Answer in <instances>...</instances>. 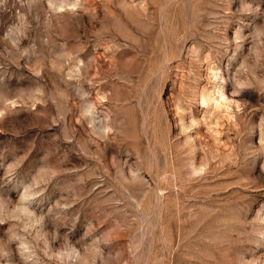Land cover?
I'll return each instance as SVG.
<instances>
[{
  "label": "rangeland",
  "instance_id": "rangeland-1",
  "mask_svg": "<svg viewBox=\"0 0 264 264\" xmlns=\"http://www.w3.org/2000/svg\"><path fill=\"white\" fill-rule=\"evenodd\" d=\"M0 264H264V0H0Z\"/></svg>",
  "mask_w": 264,
  "mask_h": 264
}]
</instances>
